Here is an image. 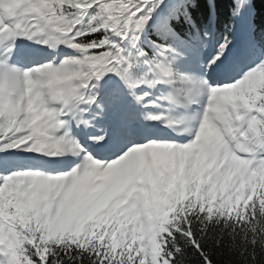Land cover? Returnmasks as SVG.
I'll return each instance as SVG.
<instances>
[{"label":"snow or ice","instance_id":"1","mask_svg":"<svg viewBox=\"0 0 264 264\" xmlns=\"http://www.w3.org/2000/svg\"><path fill=\"white\" fill-rule=\"evenodd\" d=\"M0 264H264L256 0H0Z\"/></svg>","mask_w":264,"mask_h":264},{"label":"trees","instance_id":"2","mask_svg":"<svg viewBox=\"0 0 264 264\" xmlns=\"http://www.w3.org/2000/svg\"><path fill=\"white\" fill-rule=\"evenodd\" d=\"M230 0H218V3L221 7V14L225 13L227 10V5ZM256 9H257V17L258 19L264 16V0H256Z\"/></svg>","mask_w":264,"mask_h":264}]
</instances>
